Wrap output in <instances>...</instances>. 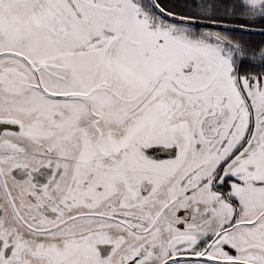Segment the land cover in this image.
I'll return each instance as SVG.
<instances>
[{
	"label": "snow or ice",
	"instance_id": "6c2138e0",
	"mask_svg": "<svg viewBox=\"0 0 264 264\" xmlns=\"http://www.w3.org/2000/svg\"><path fill=\"white\" fill-rule=\"evenodd\" d=\"M0 264H264V0H0Z\"/></svg>",
	"mask_w": 264,
	"mask_h": 264
}]
</instances>
